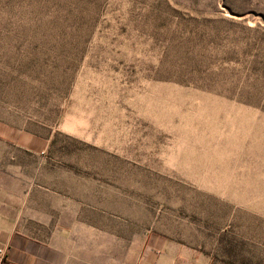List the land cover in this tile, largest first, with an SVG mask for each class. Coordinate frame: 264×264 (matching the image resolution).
<instances>
[{
  "label": "rangeland",
  "instance_id": "1",
  "mask_svg": "<svg viewBox=\"0 0 264 264\" xmlns=\"http://www.w3.org/2000/svg\"><path fill=\"white\" fill-rule=\"evenodd\" d=\"M0 133L126 259L264 264V0H0Z\"/></svg>",
  "mask_w": 264,
  "mask_h": 264
},
{
  "label": "crops",
  "instance_id": "2",
  "mask_svg": "<svg viewBox=\"0 0 264 264\" xmlns=\"http://www.w3.org/2000/svg\"><path fill=\"white\" fill-rule=\"evenodd\" d=\"M0 137L8 141L0 143V250L7 253L0 264H209L168 240L138 245L127 259L106 248L92 227L61 214L60 192L29 176L27 141Z\"/></svg>",
  "mask_w": 264,
  "mask_h": 264
},
{
  "label": "built area",
  "instance_id": "3",
  "mask_svg": "<svg viewBox=\"0 0 264 264\" xmlns=\"http://www.w3.org/2000/svg\"><path fill=\"white\" fill-rule=\"evenodd\" d=\"M6 251L0 250V259H5L6 258Z\"/></svg>",
  "mask_w": 264,
  "mask_h": 264
}]
</instances>
